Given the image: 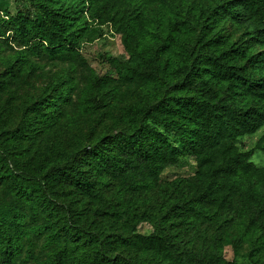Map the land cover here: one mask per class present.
I'll return each instance as SVG.
<instances>
[{"label": "trees", "instance_id": "1", "mask_svg": "<svg viewBox=\"0 0 264 264\" xmlns=\"http://www.w3.org/2000/svg\"><path fill=\"white\" fill-rule=\"evenodd\" d=\"M25 1L30 10L0 18L2 35L11 30L22 47L18 55L75 52L87 18L112 23L130 78L140 89L153 88L121 106L119 130L106 135L93 128L65 147L40 141L72 93L58 80L31 99L17 126L0 119V180L7 178L11 194L43 218L36 227L52 250L42 264H238L234 255L243 242L252 258L258 255L264 165H255L252 156L264 152V133L248 150L236 140L264 126V0H216L198 17L186 10L188 22L172 15L156 45L146 41V8L177 0ZM226 20L244 29L239 40L215 31ZM193 23L199 32L179 38ZM105 61L107 70L77 96L91 117L117 102L109 84L123 63L114 56ZM7 69L14 75L12 63ZM6 85L0 78V89ZM184 156L194 160V173L162 183L164 169ZM141 193L151 204L136 207ZM9 205L0 207V264H13L25 230L24 214ZM10 210L17 215L8 216ZM223 214L242 220V228L226 234ZM121 217L114 230L108 221ZM142 221L152 225L149 233L137 230Z\"/></svg>", "mask_w": 264, "mask_h": 264}, {"label": "rangeland", "instance_id": "2", "mask_svg": "<svg viewBox=\"0 0 264 264\" xmlns=\"http://www.w3.org/2000/svg\"><path fill=\"white\" fill-rule=\"evenodd\" d=\"M215 3L216 0H177L165 5H148L146 14L150 17L151 28L146 30V41L155 45L158 44L160 38L167 32V20L172 15H180L188 22L186 10L193 12V15L198 17L201 9ZM28 9L30 10V7L25 0H0V18L2 20L14 15L17 10L25 11ZM85 15L87 18L86 13ZM152 28H157V31H160L159 34H156L157 31L155 32ZM3 30L4 23L0 22V78L7 81L5 89H0V119L6 127L14 128L17 126L24 112L27 111L31 99L44 92H49L54 80H58L64 87L71 86L72 88L71 96L64 103L63 111L57 113L52 123L47 125L40 135V141L46 147L53 145L68 146L74 141V138L93 130V128L98 134L106 135L119 130L122 126L120 120L121 106L132 102L143 93H153L152 87L140 89L130 78V71L123 62V49L120 39L112 23L97 24L87 18L82 35L78 39L76 51L67 50L65 55L59 57H50L46 53L35 56L29 52L18 55L22 47L17 45L11 30L5 31L2 35ZM215 31H221L226 40L230 42L239 40L245 32L242 27L234 25L229 20L217 24ZM198 32L199 27L193 23L189 28L182 31L179 38L182 39ZM17 56L21 58H16ZM109 56H114L123 63L118 66L117 77L109 84V88L117 92V102L113 108H109L105 113L91 117L81 110L77 96L80 89L96 73L102 74L107 70L105 60ZM9 63L14 65V75H10L8 72L7 65ZM263 133L264 126L253 134L239 137L236 140V145L241 150L253 148ZM2 161V157H0V165ZM252 161L255 165H264V152L256 150L252 156ZM194 168V160L189 156H184L179 164L170 165L164 169L161 181L165 183L176 177L192 175ZM7 184V178L0 180V207L10 203L8 208L17 211L20 209L21 213L24 214L22 225L25 230L19 239L18 247H16L17 252L14 254L13 264H42L52 250L43 231L36 227V225L42 224L44 220L41 215L34 213V205L25 203L22 198H16L15 195H12ZM146 193H141L135 197L136 207L151 204V201L146 203L142 200ZM147 194H151V192ZM54 200L57 203L62 202V198H55ZM32 204L34 203L32 202ZM13 210H10L7 215L14 216L16 213ZM226 218L228 219L225 225L227 227L226 234H233L237 227L242 228V220L239 218L223 214L222 221ZM121 220L123 217L117 220L111 219L108 222L111 221L114 230H119ZM179 220L185 224L186 220H183V217ZM137 230L146 234L152 230V225L148 221H142L137 226ZM209 231L211 229L207 230L205 234ZM251 252V246L247 242H243L237 248L234 259L238 264H259L258 262L264 259V242L258 255L252 258ZM226 255L229 258L233 256L229 248L226 249Z\"/></svg>", "mask_w": 264, "mask_h": 264}]
</instances>
